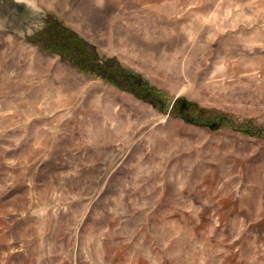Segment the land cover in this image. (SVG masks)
I'll use <instances>...</instances> for the list:
<instances>
[{
    "label": "rangeland",
    "instance_id": "1",
    "mask_svg": "<svg viewBox=\"0 0 264 264\" xmlns=\"http://www.w3.org/2000/svg\"><path fill=\"white\" fill-rule=\"evenodd\" d=\"M9 1L0 264H264V0ZM50 14L166 106L30 43Z\"/></svg>",
    "mask_w": 264,
    "mask_h": 264
},
{
    "label": "trees",
    "instance_id": "2",
    "mask_svg": "<svg viewBox=\"0 0 264 264\" xmlns=\"http://www.w3.org/2000/svg\"><path fill=\"white\" fill-rule=\"evenodd\" d=\"M28 41L82 71L98 75L120 89L141 97V100L153 106L161 109L166 106L167 99L161 90L150 86L140 75L123 67L115 58L101 56L95 46L51 14L46 17L45 26ZM194 121L195 124L201 122L200 119ZM243 129L250 135H256L261 131L252 126H243Z\"/></svg>",
    "mask_w": 264,
    "mask_h": 264
},
{
    "label": "water",
    "instance_id": "3",
    "mask_svg": "<svg viewBox=\"0 0 264 264\" xmlns=\"http://www.w3.org/2000/svg\"><path fill=\"white\" fill-rule=\"evenodd\" d=\"M8 2V0H0V13L4 12L5 11V8L7 7L6 3ZM10 4L14 5L15 3L10 0L9 1ZM46 19V18H45ZM45 19L43 20L44 22V25L41 27V29L45 26ZM41 29L35 31L33 34H31L29 37H28V40H30L31 36H33L36 32L40 31Z\"/></svg>",
    "mask_w": 264,
    "mask_h": 264
}]
</instances>
